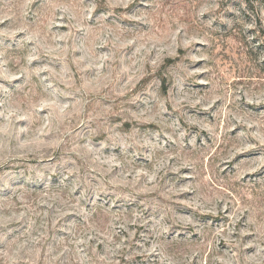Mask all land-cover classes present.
I'll return each instance as SVG.
<instances>
[{
	"label": "clouds",
	"instance_id": "clouds-1",
	"mask_svg": "<svg viewBox=\"0 0 264 264\" xmlns=\"http://www.w3.org/2000/svg\"><path fill=\"white\" fill-rule=\"evenodd\" d=\"M0 264H264V0H0Z\"/></svg>",
	"mask_w": 264,
	"mask_h": 264
}]
</instances>
